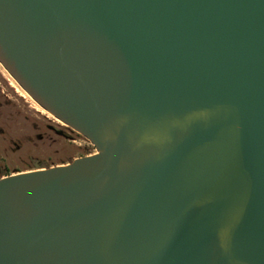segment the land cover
<instances>
[{
	"label": "water",
	"instance_id": "95a60500",
	"mask_svg": "<svg viewBox=\"0 0 264 264\" xmlns=\"http://www.w3.org/2000/svg\"><path fill=\"white\" fill-rule=\"evenodd\" d=\"M0 65L95 149L0 178V264H264V0H0Z\"/></svg>",
	"mask_w": 264,
	"mask_h": 264
},
{
	"label": "rangeland",
	"instance_id": "374dc122",
	"mask_svg": "<svg viewBox=\"0 0 264 264\" xmlns=\"http://www.w3.org/2000/svg\"><path fill=\"white\" fill-rule=\"evenodd\" d=\"M26 95L0 65V174L30 171L40 163L64 165L95 153L89 141Z\"/></svg>",
	"mask_w": 264,
	"mask_h": 264
},
{
	"label": "trees",
	"instance_id": "16d2710c",
	"mask_svg": "<svg viewBox=\"0 0 264 264\" xmlns=\"http://www.w3.org/2000/svg\"><path fill=\"white\" fill-rule=\"evenodd\" d=\"M86 155V154H85ZM71 159H68V162H70ZM73 161V160H72ZM71 161V162H72ZM53 165H47V164H44V163H40L39 165H31L30 169L29 170H35V169H41V168H49V167H52ZM56 166V165H55ZM18 172V171H17ZM6 176H9L8 174ZM2 177H5L3 176V174H0V178Z\"/></svg>",
	"mask_w": 264,
	"mask_h": 264
},
{
	"label": "bare ground",
	"instance_id": "6f19581e",
	"mask_svg": "<svg viewBox=\"0 0 264 264\" xmlns=\"http://www.w3.org/2000/svg\"><path fill=\"white\" fill-rule=\"evenodd\" d=\"M27 96V95H26ZM43 113H46L44 110H42Z\"/></svg>",
	"mask_w": 264,
	"mask_h": 264
}]
</instances>
